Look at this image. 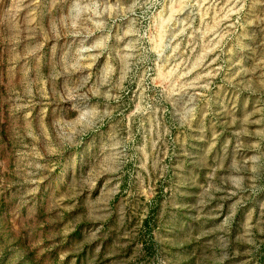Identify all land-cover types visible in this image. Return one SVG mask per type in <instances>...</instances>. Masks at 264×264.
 Returning <instances> with one entry per match:
<instances>
[{
  "label": "rangeland",
  "instance_id": "obj_1",
  "mask_svg": "<svg viewBox=\"0 0 264 264\" xmlns=\"http://www.w3.org/2000/svg\"><path fill=\"white\" fill-rule=\"evenodd\" d=\"M0 264H264V0H0Z\"/></svg>",
  "mask_w": 264,
  "mask_h": 264
}]
</instances>
